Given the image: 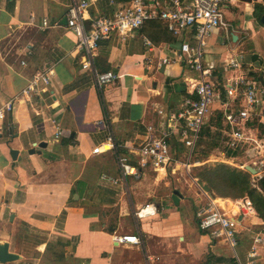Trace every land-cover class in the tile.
Listing matches in <instances>:
<instances>
[{
	"label": "crops",
	"instance_id": "crops-1",
	"mask_svg": "<svg viewBox=\"0 0 264 264\" xmlns=\"http://www.w3.org/2000/svg\"><path fill=\"white\" fill-rule=\"evenodd\" d=\"M125 1L96 0L91 12L112 16L116 3ZM71 3L0 0V106L20 94L0 126V244L7 243L9 252L19 257L0 264H159L174 251L170 247L177 256L188 252L200 259L206 254L205 264H239L226 242L198 225L199 197L205 191L192 174L197 166L191 175L183 168L187 151L179 136L171 137L180 161L175 169L140 165L138 147L148 126L167 129V118L158 110L176 112L186 96L196 98L189 78L197 73L179 61L162 62L175 58L182 41L191 35L174 36L162 20L148 21L124 39L115 32L100 42L94 64L118 78L99 90L92 73L82 68L77 36L67 26ZM222 10L229 25L213 29L205 48L214 79L221 85L229 77L247 74L264 82V0H225ZM44 19L49 26H42ZM248 52L251 58H246ZM232 55L242 59L235 71L225 65ZM149 57L151 66L146 64ZM49 66L54 69L51 82H39L31 97L21 95L34 74ZM221 94L226 98L224 91ZM212 108L204 127L221 113L227 141L229 127L219 99ZM260 109L256 107L257 114ZM255 116L248 126L263 143L264 121ZM109 136L115 147L93 153L98 145L111 147L106 143ZM229 149L236 150L225 142L222 161H228ZM11 150H17L15 157ZM240 151H246L241 167L250 172L246 167H254L258 149L248 145ZM260 152L264 154V146ZM117 154L127 156L137 176H122ZM179 170L193 187L170 186L169 177ZM211 191L215 198L234 199ZM146 205L156 212L138 217L135 213ZM239 229L237 252L246 262L252 236L264 232V219L255 206L253 214L242 217ZM115 234H138L142 242L118 244ZM256 250L254 264H264V246ZM146 255L153 260L148 262Z\"/></svg>",
	"mask_w": 264,
	"mask_h": 264
},
{
	"label": "built area",
	"instance_id": "built-area-1",
	"mask_svg": "<svg viewBox=\"0 0 264 264\" xmlns=\"http://www.w3.org/2000/svg\"><path fill=\"white\" fill-rule=\"evenodd\" d=\"M96 0H72L67 10V26L77 36L76 48L81 53V66L84 70L92 73L94 81L99 90L106 84L118 78L113 71H100L94 64L97 48L102 40L109 39L117 32L121 38L132 35L135 30L141 29L149 20H162L174 36L182 34L186 37L181 43L175 58H162L164 64L179 61L197 73L189 78L191 92L196 98L186 96L179 110L176 112H164L159 109L158 113L167 118V129H159L149 125L144 138L139 144L138 151L140 165H150L156 170H168L180 163L177 154L171 143L172 133L179 136V140L187 151L183 168L188 174L194 165L205 164L213 161H194L197 146L200 142L203 128L213 110L212 105L219 99L221 108L224 111V122L229 127L227 145L234 149H245L252 146L258 149V156L253 160L256 172L252 175L253 181L264 177V154L260 150L264 146L255 135L251 133L248 122L253 120L255 115L260 116L264 121V82L250 78L247 74H239L226 79L224 83L214 79V69L205 62V51L207 38L215 28H227L222 4L225 0H128L117 2L116 9L112 16L95 15L91 7ZM43 27L49 26L48 19L42 22ZM190 40V38H192ZM194 40V43H193ZM145 42L153 46V42L145 37ZM31 48L27 53H31ZM241 55H232L225 60L227 69L233 71L241 68ZM25 64L26 61L22 60ZM153 60L149 57L146 64L151 66ZM54 74L53 67H46L38 70L30 81V84L21 92V95L31 97V92L36 91L39 82L48 85ZM225 92L226 98H221ZM20 96V94H18ZM17 95V96H18ZM16 96V97H17ZM16 97L8 100L0 106V126L6 120L8 113L14 109ZM221 98V99H220ZM240 100L239 105L237 102ZM260 106L258 111L256 107ZM61 130L57 131L60 134ZM110 144L98 145L93 153H102L114 146L112 136L106 142ZM117 162L121 169L122 176L137 174L135 166H132L127 156L117 154ZM175 172V171H173ZM191 175V174H190ZM137 176V175H136ZM203 201L197 211V221L201 230L210 234L214 239H221L227 243L233 252L234 258L239 264H254L257 255V246H264V232H256L252 236V247L248 252L249 260L242 262L237 252L240 244L239 226L243 216L254 213V204L249 197L240 198H215L205 192ZM155 208L146 205L135 214L144 217L154 214ZM113 240L118 244L140 245L142 240L138 234H115ZM146 260L151 262L153 257L146 255ZM124 264H134L126 262Z\"/></svg>",
	"mask_w": 264,
	"mask_h": 264
},
{
	"label": "trees",
	"instance_id": "trees-1",
	"mask_svg": "<svg viewBox=\"0 0 264 264\" xmlns=\"http://www.w3.org/2000/svg\"><path fill=\"white\" fill-rule=\"evenodd\" d=\"M221 115L220 113L211 117L208 126L203 128L202 138L205 134L211 135V127L220 129L224 126ZM225 142L227 144L226 139ZM238 150L229 149L227 153L229 156H235ZM195 176L207 183L218 196L237 198L248 195L259 216L264 219V177L253 181L250 172L232 168L224 163L214 167H202Z\"/></svg>",
	"mask_w": 264,
	"mask_h": 264
},
{
	"label": "rangeland",
	"instance_id": "rangeland-1",
	"mask_svg": "<svg viewBox=\"0 0 264 264\" xmlns=\"http://www.w3.org/2000/svg\"><path fill=\"white\" fill-rule=\"evenodd\" d=\"M250 56L251 54L250 52H248L246 58H251ZM244 67L248 70L249 69L248 63L244 62ZM223 128L224 126L221 127L220 129H216V127L213 126L211 127V131H210L211 135L208 136L207 134H205L203 136L201 142L199 143V147L195 155L196 156L195 160L200 159L202 161L205 159L207 160V158L214 160L206 163L205 165H196L197 167L193 168L192 174L194 175L197 174V171L200 170L202 167H214L222 163L227 164L232 168L242 169L241 166L245 161L246 151L237 152L236 156L234 157L229 156L228 161L225 160L222 161V159L226 158L223 154H221L222 151H225V135ZM168 180L171 181V185H170L171 187L182 183L190 184V182H188L187 180L186 174H184L182 170H179L178 173L170 176ZM163 182L161 183L163 184ZM161 183H159L157 186L158 187L161 186ZM190 186L192 185L190 184ZM202 199L203 196L199 197V200ZM170 248L171 250L174 251H170V253L168 251H163L162 253H166V252L169 253V257L167 258L166 256L162 261H160L159 264H205L206 263V254L201 256L200 259H196L194 254L188 252L187 253L183 252L179 256H177L175 253L176 249L174 247H170Z\"/></svg>",
	"mask_w": 264,
	"mask_h": 264
},
{
	"label": "water",
	"instance_id": "water-1",
	"mask_svg": "<svg viewBox=\"0 0 264 264\" xmlns=\"http://www.w3.org/2000/svg\"><path fill=\"white\" fill-rule=\"evenodd\" d=\"M262 21L264 22V15L262 17ZM257 58V55L254 56V59ZM11 154L12 156L15 157V155L17 154V150H11ZM247 170H249L251 173H255L256 172V169L252 166H247L246 167ZM198 184L200 185V187L207 193H209L211 196H213L212 194V191H211V187L206 184L205 182H203L202 180H198ZM179 192L178 190H176L174 192V195H173V199L175 200V202L177 203L178 202V196ZM19 256L17 254H14V253H10L9 250H8V244L7 243H3V244H0V262H7V261H11L13 259H16L18 258Z\"/></svg>",
	"mask_w": 264,
	"mask_h": 264
}]
</instances>
